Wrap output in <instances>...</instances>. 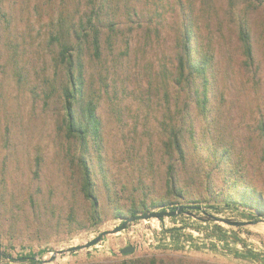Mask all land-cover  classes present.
I'll return each mask as SVG.
<instances>
[{
	"label": "rangeland",
	"instance_id": "rangeland-1",
	"mask_svg": "<svg viewBox=\"0 0 264 264\" xmlns=\"http://www.w3.org/2000/svg\"><path fill=\"white\" fill-rule=\"evenodd\" d=\"M240 25L250 33L251 64ZM184 30L195 54L209 57L204 112L176 84ZM79 32L88 35L83 95L101 123L99 145L89 140L86 150L66 134L68 82L59 61L62 44L79 48ZM263 129L264 0H0L4 249L39 251L46 264H264V216L224 202L239 201L244 189L264 199ZM171 130L182 160L167 152ZM82 159L94 200L82 191ZM176 207L184 212L139 220L91 248L66 252L118 227L122 217ZM209 216L246 224L205 221ZM215 225L238 242L217 244L209 233ZM174 227L180 243L161 242ZM242 245L258 259L242 257ZM127 246L134 252L121 254Z\"/></svg>",
	"mask_w": 264,
	"mask_h": 264
},
{
	"label": "trees",
	"instance_id": "trees-1",
	"mask_svg": "<svg viewBox=\"0 0 264 264\" xmlns=\"http://www.w3.org/2000/svg\"><path fill=\"white\" fill-rule=\"evenodd\" d=\"M96 9V10H95ZM101 9V1L97 2V6L94 7V18L99 22L98 11ZM93 18L89 20L88 24L90 26V31L92 33L91 46L97 53L99 48V37L96 31V26L93 24ZM76 40L78 47L74 48L68 44H62L59 51V61L64 66L66 71V77L68 85L63 90V111H64V127L66 134L71 138H76L77 141L82 146V149L88 147V141L91 140L96 146L99 145L100 141V129L101 123L96 113L95 104L89 100L84 99V63H83V49L81 45L88 42L86 39L87 34L84 36L81 32L76 33ZM193 36L189 30H184L182 36L178 41V50L176 53V84H180L188 98L193 96L196 98V104L198 105L200 112L206 110L207 102V70L209 68V57L205 55L195 54L192 46ZM238 40L242 49L243 56L248 64L252 63V50H251V37L249 30L246 26L240 25L238 28ZM201 81V87H199L198 82ZM202 88V89H201ZM78 106L77 108H75ZM171 132H174L171 130ZM262 137L264 141V129L262 131ZM167 152L169 156L177 154L179 159H183V149L180 145L177 134L172 133L170 140L168 142ZM80 166L82 169V191L86 198L94 200L93 196V184L89 168L83 159L80 161ZM173 168H169L167 171L168 175V186L172 187L174 183L173 179ZM239 201L226 200L225 205L241 206L256 212V214L264 216V199L261 195L257 194L252 190H245L240 192L237 196ZM213 231L209 232L217 244H221L227 247V238L238 242L234 237L227 236L221 229L219 225H215L212 228ZM180 228H172L167 231L172 244L176 246L180 243ZM205 233V231H203ZM206 236L208 234H205ZM209 236V235H208ZM242 257L246 254L251 256V258H256V254L249 250H245L242 245ZM258 259V258H256Z\"/></svg>",
	"mask_w": 264,
	"mask_h": 264
},
{
	"label": "water",
	"instance_id": "water-1",
	"mask_svg": "<svg viewBox=\"0 0 264 264\" xmlns=\"http://www.w3.org/2000/svg\"><path fill=\"white\" fill-rule=\"evenodd\" d=\"M192 207H187V209H191ZM199 209V208H197ZM180 212H184V207H176L173 211H159V212H145L139 215H133V216H129V217H122V223L118 226L115 227L112 230L109 231H104L102 233H100L95 239L80 245V246H75V247H70L69 249H67L66 252H77L79 250H83V249H88L91 248L95 245H97L99 242H101L102 238L108 236V235H114L117 234L119 232L125 231L130 224L135 223L139 220H150L153 218H156L157 220H162L165 217H174L176 215H178ZM210 217V216H209ZM205 221H212V222H218V223H223L225 225L228 226H233V227H241L244 226L246 223H242V222H234L231 220H227V219H221V218H216V217H210L209 220H205ZM135 248L132 246H127L123 249H121L120 253L121 254H130L132 252H134ZM63 252L59 251L58 254L61 255ZM54 257H52L51 260H53Z\"/></svg>",
	"mask_w": 264,
	"mask_h": 264
},
{
	"label": "built area",
	"instance_id": "built-area-1",
	"mask_svg": "<svg viewBox=\"0 0 264 264\" xmlns=\"http://www.w3.org/2000/svg\"><path fill=\"white\" fill-rule=\"evenodd\" d=\"M161 242L171 245L169 236L162 238ZM38 252L21 247H11L9 249L0 247V264H46L45 259L47 256H42Z\"/></svg>",
	"mask_w": 264,
	"mask_h": 264
}]
</instances>
